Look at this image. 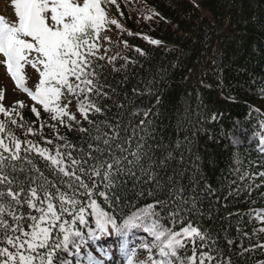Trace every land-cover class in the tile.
Returning <instances> with one entry per match:
<instances>
[{"label":"snow or ice","instance_id":"snow-or-ice-1","mask_svg":"<svg viewBox=\"0 0 264 264\" xmlns=\"http://www.w3.org/2000/svg\"><path fill=\"white\" fill-rule=\"evenodd\" d=\"M109 5L119 8L117 0H11L17 19L12 22L0 15V54L4 57L0 64L35 102L31 112L39 118V105L53 121L69 130L76 125L82 134L80 147L58 132L56 139L65 140L63 144L41 146L27 137L42 136L45 124L41 122L37 130L18 123L15 117L23 121V116L17 109L24 108V102L6 108L0 90V114L7 118L0 120V264H234L229 253L236 238H229L228 230H223L225 252L218 246V234L203 226L205 218L212 221L219 209H205L197 196L185 194L184 185L173 183L175 173L166 179L162 175L167 161L175 157L171 151L156 156L168 145L162 139L157 142L149 118L152 109L133 107L129 111L134 102L128 93L107 82L99 61L107 59L114 73L127 71L128 63L124 57L125 65L117 68L119 54L99 55L102 31L109 24L119 27L117 20L108 17ZM136 51L144 54L139 48ZM26 66L38 73L35 90L27 87ZM147 92L154 94L150 89ZM132 93L144 95L135 88ZM65 96L76 101L87 128L79 126L81 121L68 107L72 100L63 102ZM113 108L116 113L110 117ZM122 113H127V122ZM133 119L139 123L133 126ZM209 119L218 117L213 113ZM9 124L23 129L25 138L18 137ZM259 139L264 153V133ZM43 143L52 145L53 141L45 138ZM180 146L177 140L176 148ZM129 179L133 182L130 189ZM165 191L166 198H158ZM205 191L210 195L214 190L207 185ZM130 193L137 200L151 198L152 202L137 208ZM233 215H248L264 223V210L229 213ZM134 230H143L151 240L137 239ZM256 231L264 232V228ZM236 232L239 236V226ZM257 248L264 249V243L241 244L236 255ZM141 251L147 253L144 259H138Z\"/></svg>","mask_w":264,"mask_h":264},{"label":"trees","instance_id":"trees-1","mask_svg":"<svg viewBox=\"0 0 264 264\" xmlns=\"http://www.w3.org/2000/svg\"><path fill=\"white\" fill-rule=\"evenodd\" d=\"M117 4L119 8L109 5L106 11L110 19L118 21L119 27L107 26L110 42L105 37L99 39V55L119 54L115 61L117 68L125 65L123 58L127 57V71L114 73L107 59L99 61L104 65L107 82L128 93L134 102L129 111L133 107L152 109L149 118L156 129L157 142L162 139L168 145L156 156H166L171 151L175 157L167 161L162 175L166 179L175 173L173 183L179 181L184 185L185 194L197 196L205 209H219L212 221L206 218L203 221L204 227H211L218 234V246L228 252L223 239V230L227 229L229 238H236L229 253L234 264L264 261V249L236 255L241 244L249 247L264 243V232L256 231L262 228V223L248 215L229 217V213L264 210V176L259 175L264 173L259 139L264 133V0H117ZM152 39L161 44H151ZM137 48L144 54L137 52ZM121 81L125 82L120 84ZM133 88L144 95H133ZM147 89L154 94L149 95ZM120 99L123 102V97ZM68 100H72L68 105L70 111L81 121L79 126L87 128L76 101L65 96L64 102ZM17 111L23 121L15 118L25 127L30 125L38 130L41 122L45 124L42 136L29 135L28 139L49 148L65 140L81 146L82 134L76 125L71 130L63 125L65 140H57L54 128L48 127L56 121L48 114L41 111L37 118L30 106ZM115 113L113 108L108 115ZM213 113L218 117L215 121L209 119ZM122 114L127 122V113ZM5 119L0 114V120ZM137 123L139 120L133 119V126ZM9 128L21 139L25 138L23 129L11 124ZM45 138L53 144L45 145ZM177 140L181 142L178 149ZM237 140L239 143H234ZM83 146L86 148V143ZM36 162L44 170L43 162L39 159ZM45 174L50 175L47 171ZM189 179H194V183L189 184ZM132 183L129 179V189ZM207 185L214 190L210 195L205 191ZM192 188L194 192H190ZM129 195L137 208L152 202L151 198L137 200L134 193ZM166 196V191L158 194L160 199ZM237 226L241 229L239 236ZM134 231L137 239L151 240L143 230ZM146 255L141 251L138 259Z\"/></svg>","mask_w":264,"mask_h":264},{"label":"rangeland","instance_id":"rangeland-1","mask_svg":"<svg viewBox=\"0 0 264 264\" xmlns=\"http://www.w3.org/2000/svg\"><path fill=\"white\" fill-rule=\"evenodd\" d=\"M122 12H120L121 15ZM0 15L5 16L10 21L14 22L17 17L14 15V8L11 6V0H0ZM110 31V30H109ZM107 28L102 31L100 38L107 37ZM4 57L0 54V60H3ZM25 75L27 77L26 84L30 89L35 90V86L39 81L38 73L31 68L26 66ZM0 90L4 91V106L10 108L16 101H23L25 106H30L35 103L31 98L21 91L14 83L12 78L8 75L6 67L3 64H0ZM64 102V101H63ZM40 108V111H43L41 106L37 105ZM44 112V111H43ZM52 120V119H51ZM54 131L59 133L63 137L64 127L58 121L55 122ZM262 228H264V223H262Z\"/></svg>","mask_w":264,"mask_h":264}]
</instances>
